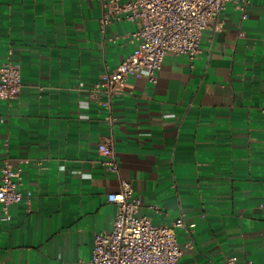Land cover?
Instances as JSON below:
<instances>
[{"label": "crops", "instance_id": "1", "mask_svg": "<svg viewBox=\"0 0 264 264\" xmlns=\"http://www.w3.org/2000/svg\"><path fill=\"white\" fill-rule=\"evenodd\" d=\"M99 11L96 0H0V67L10 57L23 84L0 99V183L8 159L24 197L8 214L0 204V264H89L112 227L119 178L100 163L111 127L87 90L138 43L128 21L107 28L118 36L108 42ZM201 46L114 98L120 175L155 225L184 219L176 264H264V0L246 19L229 2Z\"/></svg>", "mask_w": 264, "mask_h": 264}, {"label": "built area", "instance_id": "2", "mask_svg": "<svg viewBox=\"0 0 264 264\" xmlns=\"http://www.w3.org/2000/svg\"><path fill=\"white\" fill-rule=\"evenodd\" d=\"M99 3L100 33L108 42L116 43L118 36H108L107 28L115 21L136 25L130 37L137 48L112 70L106 69L88 93L108 111L110 134L101 147L104 169L119 178L117 192L107 200L116 205L112 227L95 235L89 264H176L184 253L177 241L176 229L187 227L181 217L172 225H155L151 218L140 213L142 203L133 185L120 175L113 129L117 122L113 114V100L123 93L130 77L144 76L156 84L168 54L185 56L190 61L202 52V35L229 2L247 18L250 0H96ZM23 87L22 69L10 57L0 67V99H15ZM264 113V109H262ZM42 165V160L37 162ZM22 168H14L6 159L1 168L0 204L8 214L9 207L20 203L23 194ZM29 203V202H28ZM156 211L158 207L152 206ZM195 227V223L189 225ZM237 256L227 257L224 264H238ZM246 264H255L248 261Z\"/></svg>", "mask_w": 264, "mask_h": 264}]
</instances>
